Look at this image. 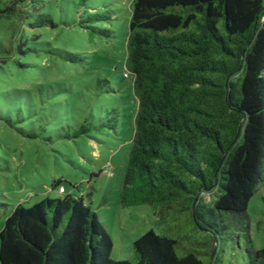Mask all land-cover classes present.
<instances>
[{
    "label": "trees",
    "instance_id": "trees-1",
    "mask_svg": "<svg viewBox=\"0 0 264 264\" xmlns=\"http://www.w3.org/2000/svg\"><path fill=\"white\" fill-rule=\"evenodd\" d=\"M50 1L0 0V16L19 10L29 20L36 10L30 28H55L53 15L43 12ZM110 21V14L90 12L78 25L92 40L110 37L111 30L95 26ZM26 45L19 53L46 49L44 42ZM57 56L79 59L66 51ZM125 67L138 108L120 204L149 205L159 223L175 219L190 240L201 229L207 259L179 253L178 239L152 229L134 242L135 262L114 260L98 214L68 194L15 207L0 232V264H214L225 251L222 242L243 250V264H264L247 214L264 186V0H134ZM41 103L36 97V125L48 117L37 109ZM28 106L31 99L19 101L22 121L30 119L23 115ZM94 119L88 114L64 137L98 129ZM112 119L117 128L118 118ZM56 187L66 194L61 180Z\"/></svg>",
    "mask_w": 264,
    "mask_h": 264
},
{
    "label": "rangeland",
    "instance_id": "rangeland-1",
    "mask_svg": "<svg viewBox=\"0 0 264 264\" xmlns=\"http://www.w3.org/2000/svg\"><path fill=\"white\" fill-rule=\"evenodd\" d=\"M80 1L48 3L43 12L53 15L55 28H30L36 10H31L29 20L19 10L9 19L0 16V232L18 205L29 208L46 198L70 194L82 197L98 214L113 240L114 260L135 262L134 242L152 229L178 239L179 253L192 250L207 259L201 229L190 240L186 230L180 233L175 219L159 223L149 205L120 204L138 108L133 77L125 76L134 0H92L86 6ZM90 12L112 16L110 22L95 24L111 30L110 37L90 40L88 31L79 27L81 17L87 18ZM22 42L32 47L44 42L46 49L40 54L19 53ZM64 51L78 54V61H62L57 55ZM7 57L8 62L2 63ZM99 79L109 84L101 88ZM36 97L44 98L37 109L48 115L37 125ZM25 98L34 106L24 108L23 115L30 119L22 121L19 101ZM92 112L98 129L78 138L64 137L67 132L72 136L74 126ZM113 117L118 118L117 128ZM103 122L108 126L100 127ZM57 180L66 194L53 188ZM247 214L253 245L264 250V186L250 201ZM220 247L225 251H218L214 264L244 263L243 250L225 242Z\"/></svg>",
    "mask_w": 264,
    "mask_h": 264
},
{
    "label": "built area",
    "instance_id": "built-area-1",
    "mask_svg": "<svg viewBox=\"0 0 264 264\" xmlns=\"http://www.w3.org/2000/svg\"><path fill=\"white\" fill-rule=\"evenodd\" d=\"M61 191H64V188H61Z\"/></svg>",
    "mask_w": 264,
    "mask_h": 264
}]
</instances>
